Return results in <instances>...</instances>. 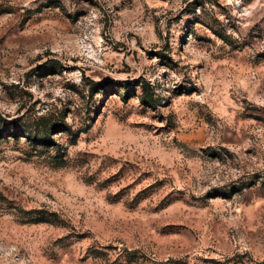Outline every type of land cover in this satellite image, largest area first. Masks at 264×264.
Segmentation results:
<instances>
[{
  "label": "rangeland",
  "instance_id": "1",
  "mask_svg": "<svg viewBox=\"0 0 264 264\" xmlns=\"http://www.w3.org/2000/svg\"><path fill=\"white\" fill-rule=\"evenodd\" d=\"M0 112V264H264V0H0Z\"/></svg>",
  "mask_w": 264,
  "mask_h": 264
},
{
  "label": "trees",
  "instance_id": "2",
  "mask_svg": "<svg viewBox=\"0 0 264 264\" xmlns=\"http://www.w3.org/2000/svg\"><path fill=\"white\" fill-rule=\"evenodd\" d=\"M145 99H146V101H150L152 99L151 96H150V94L147 93V92L145 94ZM8 124L9 123L7 122V120L4 118V116L0 112V129L2 128L1 129L2 131L0 132V138L3 136V133L2 132L4 130V126L5 125H8ZM89 129H90V126L85 131H88ZM17 135H15V137H17ZM34 142H41V141L37 140V138H36V139H34ZM42 142L44 143V141H42Z\"/></svg>",
  "mask_w": 264,
  "mask_h": 264
}]
</instances>
